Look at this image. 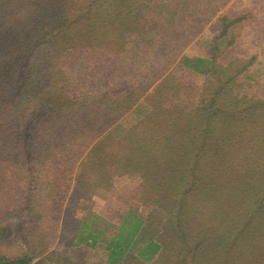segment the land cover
<instances>
[{"label":"trees","instance_id":"trees-1","mask_svg":"<svg viewBox=\"0 0 264 264\" xmlns=\"http://www.w3.org/2000/svg\"><path fill=\"white\" fill-rule=\"evenodd\" d=\"M2 1L0 0V27L22 10L18 7L8 8ZM91 1L85 0L81 4L83 1L79 0L72 6L75 11L70 8L71 20L57 17L52 25H39L33 20V14L28 9H23L21 17L25 20L18 24L26 33L21 31L12 35L11 32L15 29L9 31V27L4 31L0 47H5V43L6 47L10 44L6 55L13 50L18 51L20 56H17V60L20 64L13 66L14 62H8L11 58H7L8 65L3 72L0 71V146L2 144V148H5V140L14 137V148H18L15 160L19 163L13 165L16 167L19 164L18 168L23 169L22 174L28 178L27 186L31 187L35 182L38 183L39 176H43L41 169H46L49 164L52 170L60 162L65 163V166L69 164L66 158L58 159V149L80 147L66 142L69 134L74 131L71 124L84 119L85 125L102 126L111 117L113 109L117 108L119 115L135 107L133 111L138 118L137 125L126 132L123 137L125 141L107 140L108 144L102 147L116 157L119 166L121 164V174L142 178L143 188L139 185L143 189L141 193L152 195L150 202L154 204L157 213L163 212V217L160 226L154 228L151 227V222L155 214L148 215L145 219L133 213L125 214L116 233L105 245L106 264H124L130 257L142 263L153 259L157 263L163 256L170 259L169 262L172 260L180 264L182 260L175 261L172 257L176 255V251L178 256L182 252L180 247H176V242L184 240V233L185 239L189 238L186 234L189 231L186 216L192 207L188 202L193 195L190 198L187 195L190 184L194 183L191 180H195L191 179V170L194 172L198 168L194 165L190 167L192 156L193 160L196 159L198 147H201L202 153L208 144L213 155L206 161L217 167L226 157L229 151L227 148L237 134L238 121L245 122L252 139L264 136V97L224 103L223 99L230 91L236 74L230 73L222 80L219 68L215 65L214 54L218 53L219 46L230 44L232 29L242 23L243 17L225 15L216 19L218 33L215 36L216 42L209 50V55L212 56L208 59L182 57L177 61L182 50L228 0H103L106 5H99L93 10V14L89 12ZM206 4L208 8L205 9ZM49 31L53 33L50 34ZM53 38L64 43V46L68 45L64 50H68L75 39H100L101 41L94 42H99L102 46L99 50L108 61L99 70L109 76L107 80L103 76L97 82L108 86L105 89H92L89 87L92 77L87 76L84 88L89 87L90 91L81 93V104H75L71 92L66 91L70 86L63 83V77L55 79L61 70L56 68L59 63L54 62L57 56L54 48L56 42L51 41ZM85 65L82 62V66ZM202 67L205 68L202 74L204 84L196 92V87H190V83L180 77L190 71L202 73ZM247 67L244 66L243 69L246 70ZM95 70L97 69L85 72L90 74ZM241 73L240 71L238 75ZM47 83L51 87L46 86ZM70 85L76 87L74 84ZM190 95L194 97L189 99ZM138 99H143L149 112L144 106L137 105ZM11 109L17 112L14 114L19 118V124L14 127L11 123L10 129L14 132L5 136V123L8 126L7 121L14 122L9 118H16ZM223 124H226L225 127H222ZM147 130L154 134L147 135L144 132ZM160 133H166L167 137L164 139L158 136ZM60 134L65 139L57 142L59 145L52 149L53 139ZM158 138L163 139L164 143H156L160 141ZM154 141L157 147L154 146ZM164 146L167 151H160ZM224 146L227 151L223 149ZM78 150L80 149L77 148ZM100 152L104 151L100 149ZM41 153L45 154L44 157ZM257 154L260 159L263 157L260 151ZM20 155L23 157L18 160ZM88 157L98 159V155L93 157L90 152ZM57 179L60 178L55 177L53 180ZM148 181L154 182L159 188L156 194L146 189ZM202 181L213 195L222 186L218 181L207 183L205 177H202ZM77 185L81 186L79 183ZM177 202L180 210L176 214L173 212ZM228 203L233 210L236 202L232 196ZM247 226L255 233L259 230L255 224ZM261 226L264 228V221ZM167 228L171 231L173 245L166 242L169 237ZM80 234L79 229L75 237L76 243L89 248H95L97 239L102 235L94 231L86 233L85 237ZM179 234L182 235L180 239ZM5 235L6 230L0 228V240ZM254 237L249 236L247 244H254ZM190 239L192 240L191 235ZM213 242L210 247L214 253L223 254L224 249L230 247V233L217 237ZM169 246L172 247L170 254ZM195 254V249H192V258ZM252 254L250 260L254 264L256 251ZM0 264H32V259H9L0 254Z\"/></svg>","mask_w":264,"mask_h":264},{"label":"rangeland","instance_id":"rangeland-1","mask_svg":"<svg viewBox=\"0 0 264 264\" xmlns=\"http://www.w3.org/2000/svg\"><path fill=\"white\" fill-rule=\"evenodd\" d=\"M3 1V5L8 8L28 9L29 13L33 14V20L39 25H52L57 17L71 20L70 8L73 9L72 6L79 0ZM80 1H83L81 2L83 4L85 0ZM91 3L92 7L89 12L92 14L99 5H106V1L103 2V0H92ZM86 7H88L87 4ZM204 7L208 8V4ZM6 10L4 13H7ZM22 10L14 18L6 20L7 25L0 27V38L4 37V31L8 27L9 31L15 29L12 30V35L24 32L18 24L19 21L22 23L25 20L23 16L21 17ZM74 11L72 12L75 15ZM225 15L243 17V20L235 29L233 27L230 44L219 46L218 53L214 54L215 65L219 68L222 80L230 73L236 74L233 77L230 91L223 99L224 103L228 104L239 99L253 100L257 97L262 99L264 97V0H228L198 32L194 40L182 50L177 61L182 57L208 59L212 56V54L209 55V50L214 41L216 42L215 36L218 33L216 19ZM51 32L49 31L50 34ZM28 34L35 35V33ZM95 40L101 41L93 38L90 40L75 39L68 50H64L67 44L64 46V43L56 41V38L51 40L56 42L54 48L57 57L54 62L59 63L56 68L61 70L60 75L58 73L55 79L63 77V83L70 86L66 91L71 92L75 104H81L80 94L85 90L90 91L89 87L105 89L108 86V84L97 82L103 76L107 80L109 75L99 70L102 65L107 64L108 59L103 58L104 53L99 50L102 46L99 42H94ZM9 49L10 44L6 47V43L5 47H0L1 72L8 65L7 58H11L8 62L13 61V66L20 64L17 60V56H20L19 52L13 50L6 55ZM82 62L86 64L85 67L82 66ZM244 66H248L246 70L243 69ZM90 69L97 70L90 74L85 72ZM204 69L202 67V73L200 71L197 73L182 72L184 77L180 79L189 82L190 87H196L197 92L204 84L202 77ZM240 71L242 73L238 75ZM89 75L92 77L91 86L85 89L84 83ZM46 86L51 87L49 83ZM192 95L189 99L194 97ZM137 105L144 106L148 112L150 111L141 99H138ZM120 106L123 107V104L120 103ZM116 109H113L111 117H108L102 126L85 125L84 119L71 124L74 131L69 134L66 142L80 146L77 147L80 150L77 151V148L58 149L57 151H60L59 155H56L58 159L66 158L69 164L65 166V163L60 162L54 170L49 164L46 169H41L43 176H39L38 183L35 182L31 187L27 186L28 178L22 174L23 169L18 168L19 164L16 167L13 165V163H19L15 160L18 148H14V137L12 136L11 140H5V148H2L1 144L0 228L6 230L5 237L0 240L1 255L9 259L30 258L32 264H106L105 245L116 233L118 224L125 214L133 213L144 219L148 215L155 214L151 227L160 226L163 212L157 213L154 209V204L150 202L151 194L141 193L143 189L139 185L143 188L142 178L121 174L122 171L119 170V167L122 168L121 164L119 163V166L116 157L110 155L111 153L109 154L102 147L108 144L107 140L125 141L123 137L126 136V132L137 125L138 118L133 111L135 107L119 115ZM11 110L16 118H9L14 122L7 121L8 126L5 123V136L13 131L10 129L11 123L14 127H18L19 124L17 120L19 118L14 114L17 112H14V109ZM111 121H113L112 124L107 126ZM225 125L223 124L222 127ZM245 125L242 121L236 123L239 127L237 134L228 146L229 148L223 147L229 151L226 149V157L217 167L206 161L213 155L208 144L203 148L202 153L201 147H198L196 159L193 160L194 156H192L189 165L198 168L194 172L191 170V179L195 180L190 179L194 183L190 184L187 195V198L193 195L189 204L187 203L192 205L186 216L189 222V231L186 234L189 238L185 239V233L183 238L179 234V239L184 240L176 242V247H180L182 252L178 256V251H176V255L172 257L175 261L182 260L180 264H252L250 258L253 255L252 252L255 251L254 258H257L254 264H264V228L261 226V222L264 221V136L252 139L250 131L247 130L248 126ZM144 132L149 136L154 134L150 130ZM158 136L166 138L167 134L160 133ZM64 139L62 134L55 137L51 148L54 149L59 145L57 142ZM158 139L160 141L156 143H164L163 139ZM154 146H156L155 141ZM213 148L215 149L216 146ZM100 149L104 152H100ZM163 149L167 151L166 146L160 148V151ZM258 151L263 156L261 159L257 154ZM89 152L93 154V157L98 155V159L87 158ZM44 155L41 153L42 157ZM21 157L23 156L20 155L17 159L20 160ZM55 177L60 179L54 181ZM202 177L207 179V183L218 181L222 185L220 190L215 195L208 192ZM77 183L81 186L79 187ZM156 187L154 182L148 181L146 185V189L152 194L157 193L159 188L156 189ZM230 196L236 202L233 210L228 203ZM178 210H180V204L177 202L173 213L177 214ZM227 212L230 213L227 214ZM180 213L184 212L180 211ZM249 224H255L259 230H256V233L253 232L249 226L246 227ZM79 229L82 237L93 231L102 234L97 239L95 248L76 243L75 237ZM167 230L169 237L166 242L173 245L171 231L168 228ZM226 233H230V247L225 248L223 254H215L210 247L214 243L213 240ZM248 235L255 236L254 244H247ZM170 249H172L171 246H169V254ZM192 249L196 251L193 258ZM218 255L220 257H217ZM168 260L170 259L163 256V259L157 263L154 259L151 262L142 263L130 257L124 264H176ZM166 261L169 263H165Z\"/></svg>","mask_w":264,"mask_h":264},{"label":"crops","instance_id":"crops-1","mask_svg":"<svg viewBox=\"0 0 264 264\" xmlns=\"http://www.w3.org/2000/svg\"><path fill=\"white\" fill-rule=\"evenodd\" d=\"M141 101L143 102V99H141ZM144 103V102H143Z\"/></svg>","mask_w":264,"mask_h":264}]
</instances>
